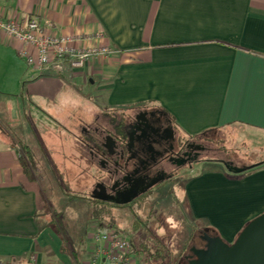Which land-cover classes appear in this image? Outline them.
<instances>
[{
	"label": "crops",
	"instance_id": "obj_1",
	"mask_svg": "<svg viewBox=\"0 0 264 264\" xmlns=\"http://www.w3.org/2000/svg\"><path fill=\"white\" fill-rule=\"evenodd\" d=\"M0 16L14 20L32 16L48 34L72 37L73 46L101 44L111 50L106 57H91L79 70L69 68L66 60L62 70L39 69L19 54L23 43L0 31L1 264H73L72 248L86 264L94 252L92 232L101 226L87 220L79 242L68 237L70 250H63L62 230L68 233V226H63L61 210L45 204L44 188L36 184L38 170H23L25 146L37 153L40 164H55L52 170L58 181L53 188L47 186L52 196L60 190L69 200H85L91 207L85 197L94 168L81 159L76 137L109 110L149 105L164 111L185 137L224 130L258 136L264 143V0H0ZM97 34L102 38H95ZM72 83L83 87L89 99H103V105L93 108L75 101L71 110L54 107L47 113L61 114L63 125L72 121L69 134L59 140L71 148L64 166L70 157L74 170L85 163L84 171L75 172V181L65 178L74 176L56 164L52 146L22 138L24 96L55 99L64 84ZM78 107L85 118L77 117L73 124ZM225 174L201 171L185 185L195 215L209 216L230 242L252 217L264 212V164L245 176ZM71 184L79 191L74 192ZM60 198L54 199L59 206ZM53 212L60 214L58 226L50 223Z\"/></svg>",
	"mask_w": 264,
	"mask_h": 264
},
{
	"label": "rangeland",
	"instance_id": "obj_2",
	"mask_svg": "<svg viewBox=\"0 0 264 264\" xmlns=\"http://www.w3.org/2000/svg\"><path fill=\"white\" fill-rule=\"evenodd\" d=\"M74 89H77L79 91H76ZM41 96L42 95H36L31 98H28L26 95L24 96L23 102L26 115V131L25 134H23L22 138L26 140L27 143L36 142V144H38L43 140L46 142L47 146H52L50 149H52L51 151H53V159L61 169L62 165L64 166V158H67L71 155V148L67 143L62 144L59 139L61 138V140H63L62 137H66L69 134V130H67L68 127L73 128V126L71 127L70 125L72 121L65 122L67 124L64 125L67 126H64L62 124L64 122V117H61V114L59 115L56 113L50 115L51 108L55 107L59 109L62 107L64 111L69 109L71 110V108H73L71 105H74L75 101H83V105L87 104L86 106L93 108L98 106L97 104L103 105V99L92 96V99L95 102L92 101V99L88 98V92L76 83L64 84L55 99L48 97H46L45 99ZM87 101L88 103H86ZM67 104H69L70 106H67ZM82 104L80 103V106H82ZM125 108L126 107H123L122 109H120V111L124 110ZM48 112H50L49 115L47 114ZM74 113L75 116L73 117V124L76 123L77 117H84L85 114L84 112H82L81 107H78L77 111ZM52 115L57 116V118ZM84 118L82 119L84 120ZM59 122L60 125L62 124L61 126L58 125ZM48 127L51 128L47 129ZM77 129L78 130H76V132H79L80 128ZM64 133L65 135L62 136ZM42 134L43 139H41ZM246 134L247 133L245 132H236V134L231 132L229 134L227 131L224 132V130L223 132L211 131L206 133L204 136L208 139L204 138L205 141L209 143L211 142V144H213L214 146L217 145L216 149L221 150H212V153L210 152V155H207V158H224V156H226L236 161V164L238 166H246V161H248L249 164H252L253 160L256 157H264V146H261L264 143H261L262 140H260L262 138ZM69 140H71V138H69ZM219 140H223V142L221 143V141L219 142ZM223 146L228 150H225ZM70 160L72 161H66L67 164L63 167V170L66 174L71 175L72 173V176H74L72 178L66 176V179H69V181H75V179H77V171L78 173L84 171L82 168L85 167V163L80 162L79 167L77 166L78 168L74 170L73 158L70 157ZM74 161L76 162L75 157ZM194 168L195 169L192 170H190L189 167L180 169L171 181L163 183L161 186H159V188L151 191V193H149L148 195H145L143 199L138 203V205L135 204L133 207L128 206L113 208V210H111V214L117 221L116 224L119 232L121 233L120 235L123 238H126V240L133 241L135 244H138V242L140 241H148L152 245L153 242L157 239L160 244L168 248L167 255H169L172 261H175V257H177L182 252V248L184 247V244L186 242L187 247L179 258V262H181V264H187L188 261L184 258V256L191 255L190 249L192 246L201 248L203 247L205 240L201 237L203 236L206 229L207 231L205 233L209 236H215V234L220 235V233L213 231V229H217V231L219 230V227L215 226L216 224L214 220L213 224L211 223L212 220L209 216H205L202 218L197 217L194 213V210L190 208L188 203L189 196H187L186 193L185 182L192 175L199 174L201 171L206 170L211 171V173L217 170L221 172L223 176H226L225 172L227 171V169H224L220 166L216 168L213 164L211 165L208 163H200V165L197 164ZM37 170L38 174L41 175H37L36 179L38 180L36 184L38 183L41 189L44 188L43 192H45L46 202L44 199V194L43 200L45 204L47 203V206L49 207H55L58 211L61 210L60 214L63 215L64 221L63 226H65L66 224L68 226V237L75 244H77L80 239L79 236L86 229V227L89 226V224H87L89 223L87 222V217L89 215L88 211L90 209V206L85 200L81 201L77 198H75V200H69L67 195H60L59 189V191L55 193L56 196H52L51 192L47 189V186L49 183L50 187L53 188L56 182L55 175L50 174V171L46 172L49 174L42 175V169L37 168ZM45 177H48V179L45 180ZM71 187L73 188L74 192L77 190L79 191V189L73 184H71ZM60 196L62 199L60 198L59 200V206L56 202H54V199L59 198ZM82 196L85 197V194L82 193ZM135 226L139 229H136ZM201 244L203 245L200 246ZM131 258L133 261H139V256L136 254H132Z\"/></svg>",
	"mask_w": 264,
	"mask_h": 264
},
{
	"label": "flooded vegetation",
	"instance_id": "obj_3",
	"mask_svg": "<svg viewBox=\"0 0 264 264\" xmlns=\"http://www.w3.org/2000/svg\"><path fill=\"white\" fill-rule=\"evenodd\" d=\"M86 125L76 137L81 159L94 168L85 198L92 204L104 203L111 210L133 207L145 195L171 181L183 168L189 167L191 170L197 164L214 161L224 169L223 163H227L234 172L239 167L251 165L246 161V166H238L236 161L226 156L207 158L212 150L221 151L216 149L217 145L205 141L208 139L205 136H183L164 111L149 105L122 111L109 110ZM107 135L113 136V141L106 140ZM104 142L106 146L102 147ZM150 182L154 184L149 190L126 205L92 197L103 195L123 200Z\"/></svg>",
	"mask_w": 264,
	"mask_h": 264
},
{
	"label": "built area",
	"instance_id": "obj_4",
	"mask_svg": "<svg viewBox=\"0 0 264 264\" xmlns=\"http://www.w3.org/2000/svg\"><path fill=\"white\" fill-rule=\"evenodd\" d=\"M0 31L23 43L19 54L28 65L39 69L52 66L62 70L66 60L69 68L75 71L91 57H106L111 52L108 46L101 44L73 46L72 37L48 34L32 16L17 20L0 16ZM95 38L102 36L97 34ZM91 238L94 252L86 264H135L130 254L131 240L123 238L117 230L104 225L93 231Z\"/></svg>",
	"mask_w": 264,
	"mask_h": 264
},
{
	"label": "water",
	"instance_id": "obj_5",
	"mask_svg": "<svg viewBox=\"0 0 264 264\" xmlns=\"http://www.w3.org/2000/svg\"><path fill=\"white\" fill-rule=\"evenodd\" d=\"M106 140L113 141V136L107 135ZM101 146L105 147V142ZM223 165L230 173L238 174L257 166L258 163L249 167H239L234 172L228 168L227 163H223ZM153 184L154 182H150L145 188L135 193L132 192L123 200L103 195L94 196L93 194L92 197L112 204L126 205L138 197L139 194L149 190ZM206 231L207 229L201 237L205 240L203 247L192 246L190 249L191 255L184 256L185 259H190L187 264H264V212L256 215L244 225L232 242H226L219 234L209 236L205 233Z\"/></svg>",
	"mask_w": 264,
	"mask_h": 264
},
{
	"label": "trees",
	"instance_id": "obj_6",
	"mask_svg": "<svg viewBox=\"0 0 264 264\" xmlns=\"http://www.w3.org/2000/svg\"><path fill=\"white\" fill-rule=\"evenodd\" d=\"M213 132V131H212ZM221 140H219L220 142ZM223 142V140L221 141V143ZM21 151L23 153V156L25 154L26 159L22 156H20V163L23 166V170L26 172H31V171H37V168H41L42 171H46L47 169H49L50 173H53V170H55V164L52 163H47L45 162L44 164H40V160L37 159V153L34 154V152L31 151L30 148H28L27 146L23 147V149L21 148ZM257 166H261L264 164V160L262 161H254L251 165L257 164ZM249 164V165H250ZM42 165V167H41ZM256 167V166H254ZM253 167H251L250 169H248L247 171L238 173L237 175L235 174L234 176L238 177V176H245L248 175L251 171ZM56 182L58 181L55 178ZM72 197H75L72 195ZM89 215H88V221L90 222H98L99 225H106L109 226L115 230H117L119 232V229L117 228V224H116V219L113 218V215L111 214V209L108 206H105L104 203H100L99 205L96 204H92L89 211H88ZM53 223L55 225H60V214H58L57 212H53L50 223ZM136 229H139L135 226ZM213 229V228H212ZM213 231L217 232V230ZM62 236L64 239V246H63V250L67 249L70 250L69 248V244H68V233L64 230H62ZM219 233V232H217ZM119 234H121L119 232ZM192 236V234H191ZM190 236V237H191ZM190 239V238H189ZM190 241V240H189ZM188 241V242H189ZM187 242V243H188ZM186 242L184 244V247L182 248V252L175 257V261H172L169 257V255H167L168 253V248L164 247L162 244L159 243V241L156 239V241L153 242V244L151 245L148 241H140L138 242V244H135L133 241H131V251L130 254H136L139 256L138 260L141 262V264H179L180 261V257L181 254L185 251L186 249ZM71 255L73 257V264H83L81 263L80 259L77 256V251L74 250L73 248L70 250Z\"/></svg>",
	"mask_w": 264,
	"mask_h": 264
}]
</instances>
